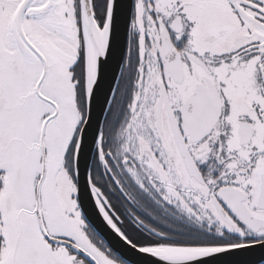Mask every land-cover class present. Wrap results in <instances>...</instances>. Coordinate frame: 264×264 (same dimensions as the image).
<instances>
[{"label":"snow or ice","instance_id":"obj_1","mask_svg":"<svg viewBox=\"0 0 264 264\" xmlns=\"http://www.w3.org/2000/svg\"><path fill=\"white\" fill-rule=\"evenodd\" d=\"M0 264H264V0H0Z\"/></svg>","mask_w":264,"mask_h":264}]
</instances>
